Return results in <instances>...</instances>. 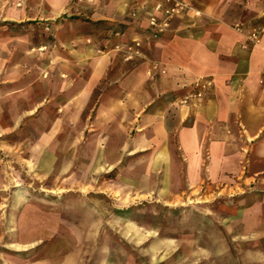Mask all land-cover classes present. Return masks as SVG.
I'll list each match as a JSON object with an SVG mask.
<instances>
[{
	"label": "crops",
	"instance_id": "obj_1",
	"mask_svg": "<svg viewBox=\"0 0 264 264\" xmlns=\"http://www.w3.org/2000/svg\"><path fill=\"white\" fill-rule=\"evenodd\" d=\"M70 1L3 8L11 21H58V51L40 66L47 53L0 37V162L14 166H0V192L23 172L163 201L236 191L230 207L264 239V32L251 38L264 0H184L191 10L155 38L156 0H94L95 20L124 24L93 35L65 21Z\"/></svg>",
	"mask_w": 264,
	"mask_h": 264
},
{
	"label": "rangeland",
	"instance_id": "obj_2",
	"mask_svg": "<svg viewBox=\"0 0 264 264\" xmlns=\"http://www.w3.org/2000/svg\"><path fill=\"white\" fill-rule=\"evenodd\" d=\"M24 4L10 1L0 7V37L47 53L39 61L46 65L58 51V21L54 27L44 20L6 19L3 8ZM94 4L71 0L65 21L88 35L123 26L122 18L95 20ZM5 160L0 166L7 164L12 172L14 166ZM81 179L50 184L24 172L8 178L0 192V264H264V239H254L241 222L243 210L229 205L236 191L227 192V198L198 192L163 201L115 193L102 180Z\"/></svg>",
	"mask_w": 264,
	"mask_h": 264
},
{
	"label": "built area",
	"instance_id": "obj_3",
	"mask_svg": "<svg viewBox=\"0 0 264 264\" xmlns=\"http://www.w3.org/2000/svg\"><path fill=\"white\" fill-rule=\"evenodd\" d=\"M153 10L159 15L150 16L148 18V30L152 38L161 35L168 27L169 21L172 18L181 16L182 14L191 10V6L184 2V0H156ZM259 31L264 32V28L256 30L251 38L257 40ZM136 47L139 46L137 41L134 42ZM207 83L199 85V90L195 93L196 98H201L204 90L206 89Z\"/></svg>",
	"mask_w": 264,
	"mask_h": 264
}]
</instances>
